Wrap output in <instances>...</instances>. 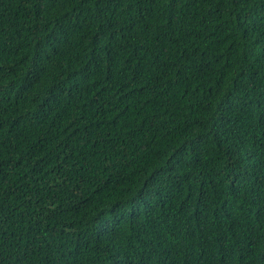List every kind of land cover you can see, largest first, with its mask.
<instances>
[{"label":"trees","instance_id":"1","mask_svg":"<svg viewBox=\"0 0 264 264\" xmlns=\"http://www.w3.org/2000/svg\"><path fill=\"white\" fill-rule=\"evenodd\" d=\"M0 264H264V0H0Z\"/></svg>","mask_w":264,"mask_h":264}]
</instances>
